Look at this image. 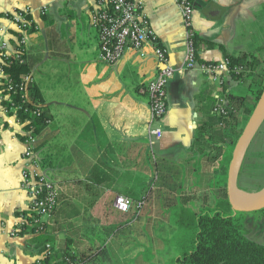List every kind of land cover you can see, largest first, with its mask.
Here are the masks:
<instances>
[{
    "label": "crops",
    "instance_id": "crops-1",
    "mask_svg": "<svg viewBox=\"0 0 264 264\" xmlns=\"http://www.w3.org/2000/svg\"><path fill=\"white\" fill-rule=\"evenodd\" d=\"M138 1L157 44L169 63L179 66L185 36L176 0ZM93 5L94 0H0V17L20 6L36 10L26 63L49 116L38 155L59 194L42 232L9 234L28 205L20 187L23 126L4 112L0 96V264H34L42 253L38 235L46 236L57 252L96 254L113 246L112 231L122 232L146 216L136 202L145 198L147 204L152 179L159 193L172 191V205L191 208L184 203L189 195L204 200L213 177L224 178V169L219 173L217 168L227 159L229 144L221 137L222 114L213 109L219 98L226 107L235 104L234 97L246 95L247 85L230 75L214 81L198 69L175 73L167 83L166 113L156 123L162 136L150 145L146 86L158 67L152 44L141 52L126 51L112 65L100 61L97 31L90 24ZM42 7L44 13L38 11ZM0 22L13 30L7 20ZM192 23L200 61L254 53L264 73V0H195ZM255 136L264 140V124ZM250 147L237 179L242 190L239 180L249 176L250 162L259 154ZM214 187L222 192L224 184ZM189 188L192 192L185 193ZM118 195L133 200L128 212L114 207Z\"/></svg>",
    "mask_w": 264,
    "mask_h": 264
},
{
    "label": "built area",
    "instance_id": "built-area-1",
    "mask_svg": "<svg viewBox=\"0 0 264 264\" xmlns=\"http://www.w3.org/2000/svg\"><path fill=\"white\" fill-rule=\"evenodd\" d=\"M181 10L184 26L185 49L184 58L179 66L169 63L165 51L157 44V38L147 26L142 13V4L138 0H94L90 14V24L98 35V58L106 64H115L121 60L126 51L141 52L146 43L152 44L153 54L157 60V72L151 79L146 91L150 99V124L148 142L162 136V129L158 123L167 109V83L177 72L198 69L202 74L214 81H222L230 75L229 60L220 62H203L198 59L196 47V32L193 27V10L195 0H176ZM34 10L31 6H20L6 11L0 19L7 20L12 27L9 30L0 22V96L3 100V110L13 116L23 128V152L21 159L24 166L20 174V187L27 198L26 211L20 216V224L9 232L15 236L20 231L34 228L35 232H42L52 217L58 205V189L47 177L37 147L43 131L35 132L30 124L31 116H39L40 106L29 108V89L34 85V77L30 72L21 74L14 80L5 68L12 64L26 63V55L31 34L36 28L33 21ZM44 13L45 7L38 9ZM225 99L219 98L213 111L224 114ZM21 112L29 115L25 120L20 117ZM49 120L46 121V124ZM28 125V126H25ZM153 124V126H152ZM114 207L123 213L133 206L130 197L118 195L114 199ZM145 198L136 202V209L141 210ZM53 254L51 243H45L41 257L34 264H47L46 258ZM67 264H81L78 260H68Z\"/></svg>",
    "mask_w": 264,
    "mask_h": 264
},
{
    "label": "trees",
    "instance_id": "trees-1",
    "mask_svg": "<svg viewBox=\"0 0 264 264\" xmlns=\"http://www.w3.org/2000/svg\"><path fill=\"white\" fill-rule=\"evenodd\" d=\"M227 59L232 79L243 82L248 87L246 95L234 97L235 109L232 110L227 106L226 112L218 117V122L224 124L222 141L225 142L228 139V157L225 161L228 164L233 145L243 129L242 118L245 120L250 115L264 90V73L258 71L261 60L254 53L240 56L227 55ZM5 70L16 81L21 74L29 72L27 63H15L7 66ZM29 93L28 107L32 109L37 104H41V97L35 84L30 87ZM227 99L232 102L231 96L228 95ZM40 109V115L31 116L30 122L37 134L44 131L46 121L49 120L42 105ZM28 115L27 112H21L20 117L25 120ZM25 126L28 125L25 124ZM224 167L223 196L218 198L214 206L196 211L178 203L171 208L172 221L176 226L173 239L179 252L170 259L169 264H264V242L248 237L249 228L245 225L244 212L234 211L228 202L227 168ZM244 178L241 179L246 183ZM242 185L245 186V184ZM254 213H258V217L264 219V208ZM30 231L35 232V229L30 228ZM36 239L42 244L41 250L44 249L45 243H51L44 235H38ZM103 250L104 248L99 252L102 253ZM99 252L88 254L82 251L77 254L70 250L58 252L53 250V254L46 258V262L47 264H67L68 260H78L81 264H90L93 255L98 257Z\"/></svg>",
    "mask_w": 264,
    "mask_h": 264
},
{
    "label": "rangeland",
    "instance_id": "rangeland-1",
    "mask_svg": "<svg viewBox=\"0 0 264 264\" xmlns=\"http://www.w3.org/2000/svg\"><path fill=\"white\" fill-rule=\"evenodd\" d=\"M228 108H232L233 110L235 106L228 104ZM247 118L245 120L242 118V127ZM250 146L251 151H258L259 154L256 157L257 160H252L250 162V174L248 177L246 176L244 178L247 185L241 178L239 183L241 185L245 184L243 187L249 186L250 188H244V191L252 194L264 183V140H256L255 136ZM226 157L227 156L224 155V158ZM224 160L226 161V159ZM227 165L226 162H224V164L219 162L217 171L220 173V170L225 169L224 166L227 168ZM220 181L224 184V178L221 177V175L213 177L211 186L212 191L209 195H206L204 200L200 196L192 197L189 195V199L185 200L184 203L189 204L191 209L196 211L204 207L214 206L218 200L217 198L223 196L224 187L222 192L214 187V185L220 183ZM158 185L159 184L155 182L154 179L149 183V190L152 192H150V197L147 199V204L143 206V211L146 212V216L141 220L133 221L131 225L125 227L122 232L115 234V232L112 231L110 235L114 237L112 239L113 246L109 249H104L102 253L99 252L100 254L97 255L98 257L95 256L96 260L92 259L90 264H169L170 259L178 254L179 248L173 239L176 226L171 216V208L173 207L172 204L175 202V199L172 197V191L159 193L160 189H158ZM173 187L174 191L176 187ZM188 192H192V189L189 188L185 190V193L188 194ZM187 196L188 195H185L184 197ZM258 216V213L244 212L245 225L249 228L247 235L252 240L264 242V219ZM53 221L56 222V218H54ZM105 239L104 237L103 241Z\"/></svg>",
    "mask_w": 264,
    "mask_h": 264
},
{
    "label": "water",
    "instance_id": "water-1",
    "mask_svg": "<svg viewBox=\"0 0 264 264\" xmlns=\"http://www.w3.org/2000/svg\"><path fill=\"white\" fill-rule=\"evenodd\" d=\"M264 123V90L248 116L243 129L236 139L227 167V199L234 211L254 212L264 208V183L250 194L238 186V174L249 147Z\"/></svg>",
    "mask_w": 264,
    "mask_h": 264
}]
</instances>
